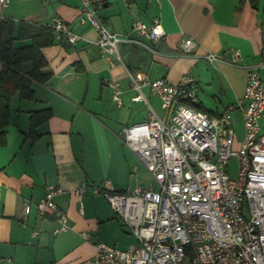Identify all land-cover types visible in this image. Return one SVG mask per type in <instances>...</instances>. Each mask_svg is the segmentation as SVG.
Returning <instances> with one entry per match:
<instances>
[{
    "label": "crops",
    "instance_id": "0c3cea01",
    "mask_svg": "<svg viewBox=\"0 0 264 264\" xmlns=\"http://www.w3.org/2000/svg\"><path fill=\"white\" fill-rule=\"evenodd\" d=\"M84 1L122 38L140 39L133 23L150 25L155 20L166 36L146 46L121 44L122 65L96 46L98 35L82 16ZM0 18L15 23V38L22 22L50 26L56 18L80 37L71 44L54 32V44L41 50L47 62L43 71L50 79L32 83V100L19 93L10 100V124L0 132V264H73L91 259L95 246L83 234L99 240L96 234L105 226L115 229L117 240L123 238L122 223L93 187L105 180L120 192L142 186L135 185L144 166L124 144L122 131L145 122L149 107L133 102L137 93L128 73L170 85L189 76L196 105L212 115L242 99L246 73L241 66L210 65L205 54L229 57L231 50H238L247 65L257 67L264 83V0H11L7 7L0 4ZM186 40L195 44L189 56L182 51ZM30 45V40L14 41L15 48ZM23 69L29 71L31 64ZM111 84L118 86L120 105L113 100ZM142 92L165 119L160 100L147 87ZM38 112L49 116L31 134L30 119ZM49 186L64 191L53 203L67 217L65 231H58L54 217L37 212Z\"/></svg>",
    "mask_w": 264,
    "mask_h": 264
},
{
    "label": "built area",
    "instance_id": "2783aa9c",
    "mask_svg": "<svg viewBox=\"0 0 264 264\" xmlns=\"http://www.w3.org/2000/svg\"><path fill=\"white\" fill-rule=\"evenodd\" d=\"M10 1L0 0V4L7 7ZM81 12L98 35L95 44L100 52L122 65L121 44L146 46L166 36L160 21L155 20L150 25L133 23L140 39L122 38L102 23L89 2H83ZM50 27L71 44L80 40L59 18ZM194 46L192 40H186L183 54L192 55ZM203 58L210 65L224 63L245 69L243 97L223 113L212 115L196 105L194 81L189 76L170 85L162 79L149 80L142 74L135 78L128 73L137 93L133 102H145L149 116L143 123L124 128L123 140L152 183L148 188L120 192L105 180L93 187V193L106 200L139 245L122 250L83 234L94 243L95 255L73 264H264V83L257 67L247 65L238 50H231L229 57L207 53ZM110 86L115 91L113 100L120 105L117 84ZM144 87L160 100L165 119L145 98ZM235 111L241 113L244 126L237 150L232 127ZM232 158L238 162L235 179L227 171ZM85 189L83 186L81 191ZM63 193L49 186L36 206L41 217L55 218L58 231L68 227L66 215L53 203ZM30 211L27 204L26 214Z\"/></svg>",
    "mask_w": 264,
    "mask_h": 264
},
{
    "label": "trees",
    "instance_id": "16d2710c",
    "mask_svg": "<svg viewBox=\"0 0 264 264\" xmlns=\"http://www.w3.org/2000/svg\"><path fill=\"white\" fill-rule=\"evenodd\" d=\"M16 25L11 20L0 18V63L3 69L0 72V132L10 124V100L19 93L22 99L32 100V83H46L50 74L44 73L47 62L42 55L43 48L54 44V30L50 26L33 23H20L18 35L15 38ZM30 40L31 45L24 48H15L14 41ZM31 64V69L25 71L23 65ZM47 112L34 113L30 119L31 134L48 118Z\"/></svg>",
    "mask_w": 264,
    "mask_h": 264
},
{
    "label": "rangeland",
    "instance_id": "374dc122",
    "mask_svg": "<svg viewBox=\"0 0 264 264\" xmlns=\"http://www.w3.org/2000/svg\"><path fill=\"white\" fill-rule=\"evenodd\" d=\"M232 127L235 132V141H236V146L234 147V150H237L238 147L237 144H239L243 140V136H244L243 119L241 113L238 111L232 112ZM227 171L232 179H235L237 177L238 162L236 158H232L229 161L227 166ZM136 177H137V183L135 186L142 185L147 188L150 187L152 183V177L147 173L144 167L141 168V170L137 173ZM132 188L134 189V187ZM115 233L116 231L112 226H105L101 230V232H97L96 235L99 238V242H102L107 246L119 248L122 250L134 246L136 247L139 245L138 240L129 233V230L126 227H124V235L122 239L117 240ZM189 255L193 256V254H189Z\"/></svg>",
    "mask_w": 264,
    "mask_h": 264
}]
</instances>
